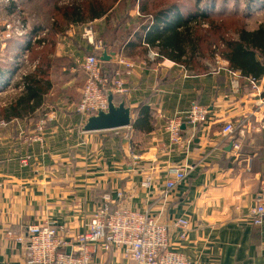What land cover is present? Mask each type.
Segmentation results:
<instances>
[{
  "label": "crops",
  "instance_id": "1",
  "mask_svg": "<svg viewBox=\"0 0 264 264\" xmlns=\"http://www.w3.org/2000/svg\"><path fill=\"white\" fill-rule=\"evenodd\" d=\"M247 1L241 5L249 19L255 13L248 20L249 30H254L264 23V1L250 7ZM238 2L217 0L215 7L231 11L229 6H236L234 12L240 13ZM0 7L1 27L11 10L1 1ZM130 14L138 20V7ZM95 22L102 34L105 17ZM82 25L58 37L55 56L60 63L52 70L53 86L35 117L12 119L0 128V264H25V244L8 237L7 230L22 234L28 225L48 220L75 235L83 227L85 211L96 208L105 192L112 193L114 207L149 209L170 224L172 249L192 264H264V223L254 224L251 216V209L264 200V76L257 87L249 81L241 85L223 67L187 69L190 75L184 77L175 61L150 60L155 49L137 48L123 55L108 49L116 56L102 61L103 67L107 73L121 69L127 88L115 102L125 100L138 127L83 132L85 120L75 105L86 78L81 62L92 47L82 38ZM44 32L29 35V46ZM21 51L22 43L13 40L0 47V107L18 95L16 86L27 68L32 71L38 64L34 61L31 68L20 61ZM121 59L134 63L131 72ZM193 103L208 107V120L197 126L184 124V145L173 146L166 122ZM51 109L57 118L46 125L45 141L26 143L23 135ZM227 121L236 126L230 136L222 132ZM233 142H240L238 151ZM131 153L144 160L136 164ZM26 156L29 161L23 164ZM179 166L188 167L186 178L164 197V183ZM147 175L155 179L152 191L140 185ZM180 218L190 223L185 238L176 225ZM95 264L135 263L116 249L99 251Z\"/></svg>",
  "mask_w": 264,
  "mask_h": 264
},
{
  "label": "trees",
  "instance_id": "2",
  "mask_svg": "<svg viewBox=\"0 0 264 264\" xmlns=\"http://www.w3.org/2000/svg\"><path fill=\"white\" fill-rule=\"evenodd\" d=\"M38 1L50 22L47 25L34 23L28 31L32 35L47 30L33 45L29 46L28 35L14 40L22 43V50L29 46L30 60H37L38 64L18 81V95L0 107V118L6 121L35 117L53 86L52 70L60 63L55 56L58 37L73 25L101 17L107 21L101 34L107 50L114 48L123 55L137 48L156 49L159 59L168 58L188 70L204 72L208 69L204 60L221 56L231 70L238 72L241 85L252 78L259 81L264 76V23L249 30L247 12L239 15L217 11V0ZM258 2L248 0L247 6ZM135 7H138L139 17L133 21L130 10ZM14 9L15 6L11 8ZM233 23L237 26L231 29L229 26ZM101 67L103 76L113 78L115 71L107 73L103 62Z\"/></svg>",
  "mask_w": 264,
  "mask_h": 264
},
{
  "label": "built area",
  "instance_id": "3",
  "mask_svg": "<svg viewBox=\"0 0 264 264\" xmlns=\"http://www.w3.org/2000/svg\"><path fill=\"white\" fill-rule=\"evenodd\" d=\"M0 1L3 7L11 10L17 0ZM17 7L15 6L14 10ZM4 23H2L3 28L0 27L2 28L0 45L4 46L6 40L19 39L28 35L29 25L26 21L18 20L14 23L7 20ZM81 28L82 38L92 47V51L81 62L86 78L80 101L75 105V111L86 121L90 114L108 107L109 92L114 95H123L127 93V88L121 69L115 72L113 78L102 74V61L99 56L106 48L95 21L84 23ZM43 34L45 35V32ZM43 36L37 34L31 42L36 43ZM158 56V53L153 51L150 54V60H155ZM120 63L126 66L127 72H131L135 66L134 63L124 59H121ZM179 66L184 69V77H188L189 71L185 70L183 65ZM225 69L236 82L239 81L238 72L230 68ZM249 83L252 87H257V80L254 78L249 79ZM262 104H264V98ZM208 115L207 106L194 104L187 111L177 112L168 118L165 131L169 134L171 145L183 147V125L204 124L208 120ZM56 117L57 113L53 109L45 113L37 121L33 130L24 135L23 140L28 144L43 143L46 124ZM7 124V121L1 119L0 126H7ZM235 130L234 123L227 121L222 132L225 136H230ZM240 146V142H235L234 148L237 151ZM131 156L136 164L144 160L138 153H132ZM28 161L29 156L22 158L23 164H27ZM187 168V166L177 167L174 175L166 179L161 191L164 197L177 183L186 178ZM140 185L146 191H152L156 187L155 179L152 175H147ZM117 194L119 197L123 195L122 191H117ZM251 216L254 224L264 223V200L251 209ZM176 225L180 228L181 238H185L190 226L189 220L180 218L176 221ZM170 226L152 215L149 209L138 210L122 205L114 207L112 193L105 192L96 208L85 211L83 227L75 235H69L67 230L49 221H42L30 224L26 233L16 238L21 243H25V264H95V257L99 251L107 252L116 249L121 250L125 258L135 264H192L186 255L172 249ZM8 234L11 235V232Z\"/></svg>",
  "mask_w": 264,
  "mask_h": 264
},
{
  "label": "rangeland",
  "instance_id": "4",
  "mask_svg": "<svg viewBox=\"0 0 264 264\" xmlns=\"http://www.w3.org/2000/svg\"><path fill=\"white\" fill-rule=\"evenodd\" d=\"M233 3L234 2H238L239 3V5H241L242 3H243V0H231ZM16 5L15 6H18L17 7V9L16 10H14V11H6V17L3 19V21H2V23L3 24H5L4 22L5 21H9V22H14V23H16L18 20L20 21V22H23V20L24 21H26L27 23H28V25H29V29H31L32 28V26L34 25V23H37V22H42V23H44V24H49V22H47V19H46V17L44 16V14H43V8H41V4H40V1H38V0H34V1H30V0H17L16 2ZM231 5H233L232 3H231ZM238 5V4H237ZM236 6H234L233 8L232 7H230L229 6V9H233V10H227L226 8H224L222 5H217L216 6V9H217V11H221V12H225V13H232V12H234V8H235ZM241 11H240V13L239 12H237V13H239V15H243V14H245V11H244V5H241ZM253 13V12H252ZM252 13H251V19H253V17H255L254 15H255V13L252 15ZM251 19H249V17L247 18V28L249 29L250 28V26L252 25L251 23V25H248V20L249 21H251ZM3 24H1V27H2V25ZM95 24H96V22H95ZM261 24V23H260ZM259 24V25H260ZM258 25V26H259ZM236 26H237V24L236 23H233V24H231V26H229L231 29H234V28H236ZM257 26V27H258ZM97 27V26H96ZM3 28V27H2ZM1 28V29H2ZM1 29H0V36H2V32H1ZM230 29V30H231ZM98 30V33H100V31H99V29H97ZM40 35L41 36H43L44 34L43 33H40ZM100 35H101V33H100ZM28 37H29V34H28ZM102 37V36H101ZM18 39V38H17ZM16 38L15 39H12L13 41L14 40H17ZM20 39V38H19ZM12 40H6V43H5V45L9 42V41H12ZM30 41H32V39L30 40ZM4 45V46H5ZM204 45V47H206V42H205V44H203ZM4 46H2V45H0V47H4ZM25 48V47H24ZM153 51V50H152ZM154 52H157L156 51V49L154 50ZM21 55H22V57H20L19 58V60L20 61H25L26 63H28L29 64V66L31 67V68H33V66L35 65V62H33V61H31L30 60V57H29V54H30V51H29V46L27 47V48H25V49H23L21 52ZM25 56H27V58H25ZM204 63H205V65L208 67V69L206 70V71H210V70H212V68H214V67H223V68H229V64H228V62L224 59V58H222L221 56H218L217 58H215L214 60H204L203 61ZM22 62H18V65L19 64H21ZM22 65V64H21ZM21 65H19V66H21ZM36 67V66H35ZM34 67V68H35ZM182 69V68H181ZM185 70H187V69H185ZM182 73H183V75H184V69H182ZM188 71V70H187ZM190 72V71H189ZM29 73V67L27 68V71H26V73H24L22 76H21V79H22V77L24 76V75H26V74H28ZM189 75H190V73H189ZM21 79H19L18 81H20ZM257 82H258V80H257ZM17 88V87H16ZM194 104H198V103H193L192 105H194ZM191 105V106H192ZM190 106V107H191ZM189 107V108H190ZM57 118V117H56ZM56 118L55 119H53V120H56ZM3 120H5V119H3ZM53 120H49V121H53ZM6 121V120H5ZM48 121V122H49ZM0 122H1V118H0ZM7 122H9V121H7ZM48 122H47V124H48ZM46 124V125H47ZM9 125V123L7 124V126ZM7 126H0V128H3V127H7ZM132 127V126H131ZM26 134H28V133H26ZM24 136V135H23ZM233 144V147H234V145H235V142H233L232 143ZM240 148H241V146H240ZM239 148V149H240ZM235 149V148H234ZM132 154V153H131ZM137 154V153H136ZM45 221H48V220H45ZM50 222V221H49ZM38 223V222H37ZM33 224V223H32ZM29 226V225H28ZM27 226V227H28ZM8 232H11V235L10 234H8ZM6 234H7V236L8 237H10V238H12V239H14L16 242H20V241H18L17 240V236H19V235H21V233H16L15 231H13L12 229H9V230H7V232H6ZM21 243V242H20ZM25 244V243H24ZM24 252H25V250H24ZM24 256H25V253H24ZM25 258V257H24Z\"/></svg>",
  "mask_w": 264,
  "mask_h": 264
},
{
  "label": "water",
  "instance_id": "5",
  "mask_svg": "<svg viewBox=\"0 0 264 264\" xmlns=\"http://www.w3.org/2000/svg\"><path fill=\"white\" fill-rule=\"evenodd\" d=\"M114 52L105 49L99 56L101 61H109L115 57ZM217 67L212 71H217ZM133 109L128 106L125 100L115 102L114 94L108 93V107L100 109L90 114L82 126L83 132L108 131L120 128L131 127L133 125Z\"/></svg>",
  "mask_w": 264,
  "mask_h": 264
}]
</instances>
